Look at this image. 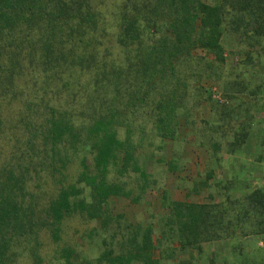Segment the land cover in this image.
Here are the masks:
<instances>
[{
    "label": "rangeland",
    "instance_id": "1",
    "mask_svg": "<svg viewBox=\"0 0 264 264\" xmlns=\"http://www.w3.org/2000/svg\"><path fill=\"white\" fill-rule=\"evenodd\" d=\"M118 1L104 7L111 31L115 18L110 7ZM220 1L223 62L215 79L203 81L205 91L194 90L187 81L171 135H161L156 124L162 88L144 86L134 70L123 71L116 97L115 89L105 101L98 96V110L91 114L85 102L94 92L86 93L91 75L75 74L66 82L70 91L57 102L68 107L66 95L79 86L81 92L67 109L80 135L54 177L42 153L27 158L24 151L33 127L44 121L38 114L43 111L37 107L40 99L43 108L50 100L40 96L42 74L34 76V82L24 76L26 81L20 84L15 75L19 85L15 87L0 84V203L10 194L12 203H19L20 197L33 207L31 228L28 223L18 228L16 233H24L19 242L11 238L14 254H20L12 264H144L148 252L157 264H264V210L256 211L249 203L252 191H264V30L255 32L251 7ZM240 13L243 22L236 29ZM109 38L119 53L118 64L134 56L132 49V54L123 55L115 36ZM194 55L202 59L203 67L206 58L214 59L201 51ZM57 87L64 90L54 81L46 91ZM94 120L108 122L109 131L121 141L103 174L93 166L90 144L95 138L85 129ZM79 124H85L84 130ZM35 141L40 144V137ZM17 173L23 174L22 180ZM101 174L105 185L119 187V192L107 196L100 207L88 206L102 192ZM92 175L96 181L85 179ZM61 189L75 204L52 226V212L46 206ZM179 202L207 206L223 220L232 219L229 228H222L217 239L182 248L176 239L178 224L169 219ZM44 204L46 213L41 212ZM148 228L152 248L146 251L142 240Z\"/></svg>",
    "mask_w": 264,
    "mask_h": 264
},
{
    "label": "trees",
    "instance_id": "2",
    "mask_svg": "<svg viewBox=\"0 0 264 264\" xmlns=\"http://www.w3.org/2000/svg\"><path fill=\"white\" fill-rule=\"evenodd\" d=\"M219 1L210 4L205 0H119L110 7L112 13L109 14L115 18L111 31L106 23L109 16L104 7L113 4V0H0V84L15 87L29 78L34 82V76L42 74L40 96L42 100L46 96L50 98L45 108L40 105L41 99L38 103L37 107L44 111L38 114L44 115V121L33 127L24 142L27 158L42 153V159L55 177L58 168L69 160L68 153L72 151L69 147L75 150L80 133L67 108L81 92L79 86L66 95L65 104L68 107L57 102L60 96L64 98V93L70 91L66 82H70L69 78L75 74L91 75L88 83L85 82L89 88L86 93L94 91L85 100L91 114L98 110V96L105 101L115 89L116 97L117 80L125 69L134 70L135 75L143 77L144 86L162 88L160 94L163 99L157 103L159 114L156 124L161 135H171V127L174 128L177 117L175 110L180 107L187 81L195 85L194 90L205 91L203 81L215 79L213 74L223 62V5ZM235 3L243 8L251 7V14L257 22L254 23L257 24L255 32L264 30V0H235ZM236 18L234 24L238 29L243 22V13L237 14ZM112 35L116 44L123 48V55L124 52L132 54L131 49L135 51L126 63H117L119 53L110 43ZM196 51L211 54L214 59L207 61L205 57L207 63L203 67L202 59L194 55ZM15 75L18 84L14 83ZM24 76H27L26 80ZM54 81L60 82L64 90L60 91L57 87L56 90L46 91L49 83ZM146 96L144 91L142 99ZM92 123L89 122L85 129L95 138L90 144L93 166L103 174L115 160V148L121 145V141L115 132L109 131L110 124L105 120H94ZM84 127L85 124H79L81 131ZM37 137H40V144L35 141ZM64 153L65 159L62 157ZM123 153L126 155L127 151ZM86 170L88 173L92 171L89 166ZM7 173L13 177L12 169ZM102 174L99 178L102 186L99 199L96 202L92 200L88 206L100 207L107 196L119 192V187L105 185ZM17 176L23 179L22 173ZM85 179L94 182L97 176H86ZM21 188L25 189V186L20 185ZM17 199L19 203L14 200L12 203L9 194L0 203V264H12L19 258L20 254H14L11 247V238L18 241L24 233L16 232L25 224L28 223L31 228L33 207L28 203L24 205L22 198ZM8 200L9 204L5 202ZM249 203L256 211L264 210V191H252ZM74 204L75 199L69 193L59 190L46 206L52 212L49 217L52 226L55 224L53 221L59 222ZM46 207L44 204L42 213H46ZM176 208L169 219L178 224L176 239L182 248L219 238L220 231L227 230L232 220H223L205 205L179 202ZM150 236L148 228L142 240L146 251L152 248ZM150 256L148 252L144 264H157Z\"/></svg>",
    "mask_w": 264,
    "mask_h": 264
}]
</instances>
